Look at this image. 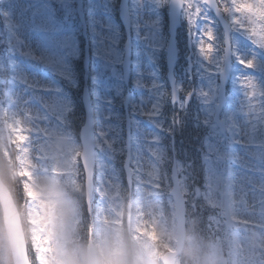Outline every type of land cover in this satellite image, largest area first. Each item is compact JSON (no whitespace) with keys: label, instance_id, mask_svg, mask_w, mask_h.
Here are the masks:
<instances>
[{"label":"clouds","instance_id":"obj_1","mask_svg":"<svg viewBox=\"0 0 264 264\" xmlns=\"http://www.w3.org/2000/svg\"><path fill=\"white\" fill-rule=\"evenodd\" d=\"M10 117L0 115V264H209L195 235L146 204L143 222L136 211L129 220L126 208L90 215L86 174L73 179L66 163L74 136L45 142L37 161L34 150H19ZM120 211L122 223L114 224Z\"/></svg>","mask_w":264,"mask_h":264},{"label":"rangeland","instance_id":"obj_2","mask_svg":"<svg viewBox=\"0 0 264 264\" xmlns=\"http://www.w3.org/2000/svg\"><path fill=\"white\" fill-rule=\"evenodd\" d=\"M27 1V0H26ZM24 0H0V14H2L5 23L9 27L16 43L21 41L22 45L19 48L20 51L21 49L25 50V56L28 55V53H31L33 60H28V61H35L33 69L29 71L30 65L26 64L21 56L16 52V50H13L12 54L10 55V62L12 65V76H11V86L7 92L6 95V103H7V109L11 111H31L32 113H39L36 105L34 106L33 104H30L29 98L34 99L35 101H39L41 103L46 102L45 98H51V103L54 106V110L59 111L58 114H61L62 110L64 108H60L59 106L56 105V100L54 99L55 95V90L56 87H50V81H46L44 78V73L42 72V69L40 66H37V63H43V64H48L49 62H56L60 61L64 63L63 60L60 58L62 57V54L59 53V55L55 52V50H52L50 48H46L45 45L41 46L37 42V34L34 31H31L30 34L28 35V31L32 29L31 26V21L33 23L37 24L35 25V31L39 33L41 30L42 31H47V33H52L54 34V31L50 28V17L45 14V8L43 4H40L37 0H28V5L33 11H27V7L24 5ZM73 0H59V4H62V9L67 11L70 15H73L77 12L76 8H73L72 6ZM136 2V0H130V22L132 23V26L134 28V31L137 33V39L140 41L146 36L149 31L147 29V25L154 21V15H149L147 13V8L139 9V10H133V5ZM88 15H87V32L89 34V41L91 42V55H92V60L94 62L93 64V69L91 71V84L93 87V93L92 95V100H93V112H94V117H95V124H96V137H97V143L101 141L99 138L103 139L102 137L98 136L99 131L101 128L104 131V126L108 125L107 122V115H109V106L107 103L108 99L111 98H117L119 96V87H117V83H114L113 86H111V89L113 91V95H111L109 92H107L108 87L104 90L101 86L105 85L103 82L100 81V76L102 74H106V69L111 70L113 67L114 63V58L116 53H113V56L110 55V48L109 44L106 42L107 41V36L111 35L108 33L106 30L107 25L109 22L105 20L104 15L102 14V1L101 0H88ZM100 10V12H99ZM146 11V12H144ZM156 18V16H155ZM81 29V28H80ZM56 30L59 31V33H56ZM79 30L78 27L73 26L72 30H67V29H60L58 26L55 28V38L54 40H47L46 44L47 45H55L56 47H59V52L63 51L65 47L69 50L70 48L76 53H77V44H78V39H77V31ZM40 36H38V39L40 40ZM60 36V40H58V37ZM244 37L246 35L244 33H241L238 31L237 35L233 36V41H234V50L237 54H244L242 55L243 58L248 59L251 58L250 51L251 49L249 48L248 45L244 43ZM193 38L197 39V46L195 45L196 43H193V48H192V59L194 63L197 65L198 63L202 64L204 58L200 55L198 52V38L193 34ZM25 43V44H24ZM143 44L145 43L142 42ZM141 43V44H142ZM249 49V50H247ZM136 59H135V68H134V77H133V86L135 87V91L138 93V96L143 99V102L141 103V107H138V114L134 118V125H135V134H136V139L138 141L137 147L140 146L138 145L141 143L143 146H146V142L142 141V138H139V133H141V125H142V120L141 115L144 117H148L146 115V111L150 110L152 102L149 101L152 100L153 98L155 99L154 102L157 99V92L152 90V79L153 77L157 76V72L161 70V66L156 64L154 66V63L150 64L149 67H143V63L140 60V55H141V45L138 44L137 49H136ZM198 55L200 57H198ZM143 60V58H142ZM240 64V63H239ZM105 68L104 72H101ZM248 68H245L241 64L238 66L236 69L235 73V79L250 76L246 73ZM186 71V69H185ZM196 71L199 74V77L201 78L202 72L200 69H196ZM197 74V76H198ZM152 77V79H151ZM255 77V76H251ZM35 80L36 85L39 86L37 89L34 88L32 94L33 96L30 97V94L28 95V92L26 91L25 88H31L34 85V82H30L29 80ZM75 86L79 85L78 77L74 75L72 78ZM199 79V78H196ZM255 79V78H254ZM239 80V79H238ZM25 81L29 83V85H26ZM138 81L141 83L138 85ZM156 84V83H155ZM203 84V83H202ZM119 85V83H118ZM208 85H211L210 88H204L205 91H208L209 89L212 90V93L214 94L213 90L214 87L212 83H208ZM203 86V85H202ZM232 90L234 89L231 97L228 99L229 101V107L227 111H229L227 119L228 121L232 122L234 120L235 124H241L243 122V127L247 130L249 125L247 123V117L243 113V101L246 100L245 95H244V90L238 86V83L233 82V84L230 85ZM42 89L41 91H38V89ZM157 89L161 93V81H157ZM42 92V93H40ZM136 93V94H137ZM201 101H199L202 104L205 105H199V113L203 116V119L207 118L206 114H211L212 113V104L210 102L205 103L202 98H200ZM210 103V104H209ZM246 111H247V103H246ZM245 111V112H246ZM40 117L42 116V113H39ZM243 119V120H242ZM32 123V127H40L44 128V124L39 120H32L28 119ZM38 121V122H35ZM105 132V131H104ZM145 131L143 130L142 133ZM212 132L214 136H218L215 127H212ZM53 134L57 136L58 139L63 137V135H59L57 131H54ZM106 134V133H105ZM236 137V135H235ZM108 138V135H107ZM220 138V137H219ZM233 138H234V132H233ZM33 140V150L40 149L42 146L44 148L45 142L44 140L37 141L35 134L32 136ZM207 146H210V143H206ZM212 149V147H209ZM76 141L72 144H70L67 149L66 153L68 154L66 163L68 164H73V158L76 154ZM106 151V153H104ZM65 154V153H63ZM62 154V155H63ZM137 156L140 159V162H142V158L145 157L144 150H142V147L140 146L139 149H137ZM109 156V150H102V153L98 154V167L96 171V176H97V183L94 186H101L103 187L106 192L107 196L104 199V201L101 203L99 200H97V205L98 207L103 209V212H111L113 211L111 208H108V199H114V192L115 188H113V181L111 180V176L109 173V168H108V161L107 158ZM72 158V161L68 162L69 159ZM136 160V159H135ZM133 159V161L135 162ZM140 171L137 173L136 176L139 175L140 177V185H139V194L133 197L132 196H127L126 199L127 202H124L121 200L122 194H120L119 198H116V205L114 209L116 211L127 209L129 210V203L131 204V211H138L143 208V205H147V210L149 208H154L156 207V204L153 200V197L150 195V190L148 187L145 186L148 185L145 183L146 176L151 173V170L147 167H139ZM235 169V168H234ZM215 170V173L217 177L220 179L219 182L217 183L216 180L213 181V188L211 193L207 196L210 200H214L219 196L220 190L223 188L225 181L227 180L228 176L230 175V167L225 168V169H219ZM241 171L238 173L240 174ZM74 176V174H73ZM72 176V177H73ZM238 176H236L237 178ZM101 181H103V184H101ZM154 180H152L153 183ZM115 183H117L115 181ZM125 191V187L123 189ZM243 190V189H242ZM148 196V197H146ZM217 200V199H216ZM215 200V201H216ZM125 201V200H124ZM241 203L237 208H236V213H237V218L238 220H249L253 221L255 219V215L250 212L244 203L240 200ZM133 204H135V208H133ZM95 207V206H94ZM102 212V213H103ZM148 212H150L148 210ZM240 225H242L240 223ZM236 233H239L237 229L235 230ZM245 232V237H241V240L239 242V249L236 251L237 255V260L235 264H252V261H247L245 262V258L247 256H250L253 254V251L249 246L247 245V242L251 244L253 247L254 251H258V246L262 245L263 242H259L255 237H252L253 235L246 234L248 233L245 230H242V233ZM241 234L239 233L238 236ZM228 238L230 239V231L228 233ZM244 238H246L247 241H244ZM263 246V245H262ZM264 247V246H263ZM224 252V249L221 247H214L213 254L215 256L214 260L216 258H221L222 254ZM228 254H230V249L228 251ZM218 264L219 261L216 260L214 264Z\"/></svg>","mask_w":264,"mask_h":264},{"label":"snow or ice","instance_id":"obj_3","mask_svg":"<svg viewBox=\"0 0 264 264\" xmlns=\"http://www.w3.org/2000/svg\"><path fill=\"white\" fill-rule=\"evenodd\" d=\"M171 2L175 5L176 8L181 10L184 13L185 18L190 26H196L200 23L202 19H207V12L214 11L218 15L227 16L230 20L231 26H233L237 31L244 33L258 48L264 50V0H136L133 5V10H139L143 8H147L149 10V15H155L156 12L159 11L160 7ZM211 24V21H208ZM156 25H153L155 27ZM194 35L198 38V52L204 58L205 61L210 64V74L214 75H222V66L217 61L216 63H212V57L214 53L217 51L216 45V36L211 27L204 29L203 31H196ZM225 50H231V42L226 41ZM237 62L240 63L245 68L255 69L257 67V61L255 55L253 57L245 59L239 54H237ZM240 82V87L244 89V95L247 101V111L244 115L247 117L248 125L253 126V132H256L257 129L261 126H264V86H261L253 77L246 76L242 78H238ZM27 83V81H25ZM138 85L141 83L137 82ZM152 90L157 92V99L155 102L151 104L150 110L146 111V115H148L153 120H158L161 111L160 98H162L163 93H160L157 89V85L155 83L152 84ZM199 95L205 103L211 102L213 99L212 90L209 89L205 91L204 89H199L197 92L196 89H185L183 84H179L173 87V89L168 93L170 101L177 108V112L173 117V124L179 123V114L184 111L187 103L191 101L192 96ZM259 101V105L254 103V101ZM9 113H11L9 123L8 119L5 120V123L10 129L16 131L20 144H18V148L20 151L25 153H31L33 151L32 148V136L35 134L37 137L42 136L45 140L49 136V130L40 127H32L30 129H25L22 123V117L26 119L39 120L41 119L39 113H32L31 111H9L3 105H0V115H3L5 118L9 117ZM47 119V117H44ZM208 121H205L207 124ZM162 128V125H159ZM237 126L235 125L234 120L231 122L230 130L234 132V143H241L242 139H236L235 135ZM98 136L102 137L105 142H107V136L103 129L98 133ZM150 143L155 147L156 151L153 150L154 147L149 148V152L153 157H157V153L159 151V137H152ZM43 146L40 149L35 150L36 155L35 159L37 161L42 160ZM211 149L209 150V156L206 158V162L208 165L212 163L211 157ZM219 159V157H217ZM131 162V156H129V165ZM85 174H86V185H87V195H86V203L87 210L90 215L99 216L103 209L100 207H94L96 205L97 200L101 203L107 196L106 190L101 186L93 185V174L88 170L87 163L84 164ZM140 171L139 167H137L136 172ZM128 186L131 189L133 186V172L131 167H128ZM185 173V169L183 166L179 165V168L173 169V180L176 184V190L174 192L175 200H173L172 196L169 197L168 206L169 207H180L183 205L185 208L191 207L196 208V201L200 200L201 197V189L199 187H193L190 189L191 194L193 196V201L191 204L186 199H183L181 196V185L184 186V196L188 194L187 190V181L188 177L183 175ZM30 175V174H29ZM206 184L203 190L204 196L203 198L207 201V196L211 193L213 188V181L216 180L219 182V178L217 177L215 170L211 167H206ZM137 181V192L140 190V177L136 176ZM103 184V181H101ZM25 189L27 190L28 185L25 184ZM150 188L156 190L157 193L160 192L162 186L157 181L153 184L149 185ZM117 198H119V190L117 186ZM261 204L264 205V199L261 200ZM211 206V205H209ZM137 217L142 218L144 216V212L142 209L137 211ZM117 216L121 217V219L113 220L114 224L122 223V218L124 213L122 211L116 213ZM156 215V214H153ZM264 216V210L261 213ZM159 216L164 218V209L161 208L159 210ZM129 220H131V204L129 203ZM241 224L247 226L249 221L242 220ZM143 231V229H140Z\"/></svg>","mask_w":264,"mask_h":264},{"label":"trees","instance_id":"obj_4","mask_svg":"<svg viewBox=\"0 0 264 264\" xmlns=\"http://www.w3.org/2000/svg\"><path fill=\"white\" fill-rule=\"evenodd\" d=\"M2 59L0 60V65H1ZM0 82H1V77H0Z\"/></svg>","mask_w":264,"mask_h":264}]
</instances>
